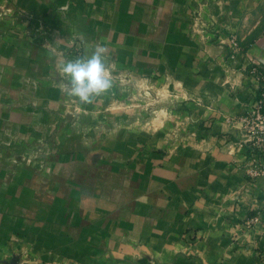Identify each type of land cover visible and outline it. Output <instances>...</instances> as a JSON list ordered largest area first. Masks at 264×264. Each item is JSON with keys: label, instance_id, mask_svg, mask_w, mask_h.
<instances>
[{"label": "crops", "instance_id": "obj_1", "mask_svg": "<svg viewBox=\"0 0 264 264\" xmlns=\"http://www.w3.org/2000/svg\"><path fill=\"white\" fill-rule=\"evenodd\" d=\"M97 46L81 104L59 66ZM254 64L264 0H0V264H264Z\"/></svg>", "mask_w": 264, "mask_h": 264}, {"label": "clouds", "instance_id": "obj_2", "mask_svg": "<svg viewBox=\"0 0 264 264\" xmlns=\"http://www.w3.org/2000/svg\"><path fill=\"white\" fill-rule=\"evenodd\" d=\"M105 49L97 46L90 56L68 60L59 66L67 80V95L78 98L81 104H92L113 87V80L106 66Z\"/></svg>", "mask_w": 264, "mask_h": 264}, {"label": "built area", "instance_id": "obj_3", "mask_svg": "<svg viewBox=\"0 0 264 264\" xmlns=\"http://www.w3.org/2000/svg\"><path fill=\"white\" fill-rule=\"evenodd\" d=\"M230 51L237 53L242 50L240 40L236 35L231 36ZM251 71L261 82L260 93L255 99L251 110L244 117L245 140L252 151V158L246 164L248 178L252 181L264 177V68L258 64L252 65Z\"/></svg>", "mask_w": 264, "mask_h": 264}]
</instances>
